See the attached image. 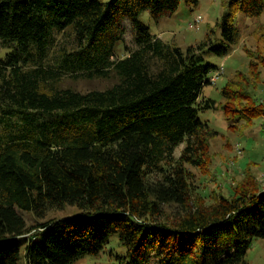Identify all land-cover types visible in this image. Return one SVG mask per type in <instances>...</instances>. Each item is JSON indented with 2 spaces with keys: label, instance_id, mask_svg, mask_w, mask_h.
<instances>
[{
  "label": "trees",
  "instance_id": "trees-1",
  "mask_svg": "<svg viewBox=\"0 0 264 264\" xmlns=\"http://www.w3.org/2000/svg\"><path fill=\"white\" fill-rule=\"evenodd\" d=\"M182 1L199 5L0 0V264L22 255L26 264H75L113 237L125 249L116 264H248L253 242L264 241V181L253 168L208 204L188 170L208 166L218 136L200 118L219 109L203 95L217 70L206 56L228 55L240 39L235 19L263 16L264 0H227L219 40L212 31L186 49L141 21L145 12L157 22L171 16ZM126 21L136 49L125 46L127 56L115 59ZM253 39L255 50L244 46L246 73L221 93L234 131L264 118V25ZM64 78L114 82L81 93L61 88ZM67 207L76 213L46 219Z\"/></svg>",
  "mask_w": 264,
  "mask_h": 264
},
{
  "label": "rangeland",
  "instance_id": "rangeland-1",
  "mask_svg": "<svg viewBox=\"0 0 264 264\" xmlns=\"http://www.w3.org/2000/svg\"><path fill=\"white\" fill-rule=\"evenodd\" d=\"M227 0H199L197 7H189L182 1L179 9L171 16L163 17L158 22L153 20L149 12L141 15V21L149 27L152 35L157 36L168 44H174L177 47L186 49L188 46L195 45L202 41L207 33L215 32L217 41L221 35V29L217 26L221 22L225 13L224 3ZM107 3L110 0H100ZM197 15L202 16L201 29H189V23L194 20ZM235 26L238 29L240 39L237 45L233 46L229 54L223 57L209 54L206 56V62L216 66L217 70L211 76L218 74V70L223 67L224 72L220 74L214 85L206 86L203 95L216 102L217 110H211L200 114V118L209 122L218 136L211 143L212 160L208 162V166L204 169L188 167V170L194 174L193 188L195 192L204 195V203L208 204L209 197L216 192L226 194V190L230 185L239 183L244 178L243 171L249 168L255 170L258 176L257 182H263L264 176V118L256 119L250 126L234 131L231 123H227L223 112L219 106L223 99L221 96L222 89L226 82L233 78L236 72L246 73L248 69V59L244 51L247 49L255 50L256 44L253 39V32L259 25H264V15L259 18H247L238 15L235 19ZM125 34L123 41H120L115 50V59H122L127 56L125 46L130 50L136 49L131 22L126 21L124 24ZM63 40V39H62ZM7 51L0 47V58L6 56ZM113 80H84L64 78L60 83L63 89L69 88L81 93L91 90H104L113 84ZM257 97L264 101V75L263 81L259 89H257ZM231 128H228V126ZM240 126V124H238ZM184 145L176 149L175 157L179 158ZM206 191V192H204ZM166 215L171 218L176 214V208H167ZM73 208H65V210L52 212L46 219L64 218L75 214ZM28 225L37 223V220L29 214L24 215ZM48 233H41L39 240L43 243ZM125 249L120 245L117 238H111L110 243L105 247L103 252L98 256H86L81 258L75 264H116L118 255H122ZM245 260L248 264H264V241L255 240ZM19 264H26L24 256Z\"/></svg>",
  "mask_w": 264,
  "mask_h": 264
},
{
  "label": "built area",
  "instance_id": "built-area-1",
  "mask_svg": "<svg viewBox=\"0 0 264 264\" xmlns=\"http://www.w3.org/2000/svg\"><path fill=\"white\" fill-rule=\"evenodd\" d=\"M200 22H201V17L197 16L193 22L189 23V29H194L196 26L199 25ZM217 72L218 74L212 77L211 79L213 85L216 83L218 76L224 72V68L221 67Z\"/></svg>",
  "mask_w": 264,
  "mask_h": 264
}]
</instances>
